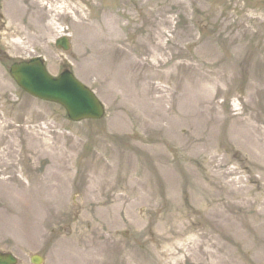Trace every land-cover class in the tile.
I'll list each match as a JSON object with an SVG mask.
<instances>
[{
	"label": "rangeland",
	"instance_id": "374dc122",
	"mask_svg": "<svg viewBox=\"0 0 264 264\" xmlns=\"http://www.w3.org/2000/svg\"><path fill=\"white\" fill-rule=\"evenodd\" d=\"M0 17V117L16 148L0 165L1 252L260 264L264 0H0ZM35 57L73 71L105 118L74 123L20 89L9 67Z\"/></svg>",
	"mask_w": 264,
	"mask_h": 264
},
{
	"label": "water",
	"instance_id": "95a60500",
	"mask_svg": "<svg viewBox=\"0 0 264 264\" xmlns=\"http://www.w3.org/2000/svg\"><path fill=\"white\" fill-rule=\"evenodd\" d=\"M58 47L69 49L67 39L57 42ZM16 83L32 96L62 105L74 122L87 119H102L105 109L95 94L83 86L70 72L53 79L40 59L16 63L11 67ZM34 264H41L40 258H33ZM0 264H17L10 254L0 253Z\"/></svg>",
	"mask_w": 264,
	"mask_h": 264
},
{
	"label": "bare ground",
	"instance_id": "6f19581e",
	"mask_svg": "<svg viewBox=\"0 0 264 264\" xmlns=\"http://www.w3.org/2000/svg\"><path fill=\"white\" fill-rule=\"evenodd\" d=\"M80 9V8H79ZM2 122V123H1ZM10 128V123L7 122V118L6 117H0V150H2V152H0V158H1V162L0 165H6L8 166L10 163H12V159L15 156L16 153V148H15V144L11 141H8L10 134L7 133V130ZM28 135L30 136H36V131L32 130L31 133H29ZM43 148L46 149V151L50 150L52 147L48 144V142L46 140H44L43 142L41 141ZM8 162H10L8 164ZM31 196V199L29 200L30 203V207H33L36 205V201L39 198H36L35 196ZM29 197V195H28ZM5 208L4 207H0V213H2V211H4ZM259 252V251H258ZM260 257L259 259H261L260 264H264V248L260 250ZM263 260V262H262Z\"/></svg>",
	"mask_w": 264,
	"mask_h": 264
}]
</instances>
